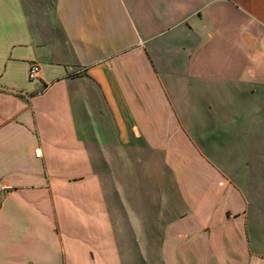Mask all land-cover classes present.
I'll return each instance as SVG.
<instances>
[{
  "label": "crops",
  "instance_id": "crops-1",
  "mask_svg": "<svg viewBox=\"0 0 264 264\" xmlns=\"http://www.w3.org/2000/svg\"><path fill=\"white\" fill-rule=\"evenodd\" d=\"M144 150L163 264H264V0H0V264H126L99 167Z\"/></svg>",
  "mask_w": 264,
  "mask_h": 264
},
{
  "label": "rangeland",
  "instance_id": "rangeland-1",
  "mask_svg": "<svg viewBox=\"0 0 264 264\" xmlns=\"http://www.w3.org/2000/svg\"><path fill=\"white\" fill-rule=\"evenodd\" d=\"M110 159L113 165L104 162L105 171L101 167L99 170L107 179L106 191L114 205L123 259L126 264L141 260L144 264H163L160 244L164 227L186 208L177 203L178 191L162 156L144 150V156L134 152L128 158L116 151ZM259 225L264 229V220Z\"/></svg>",
  "mask_w": 264,
  "mask_h": 264
},
{
  "label": "built area",
  "instance_id": "built-area-1",
  "mask_svg": "<svg viewBox=\"0 0 264 264\" xmlns=\"http://www.w3.org/2000/svg\"><path fill=\"white\" fill-rule=\"evenodd\" d=\"M40 71H41L40 64L37 62L32 63L30 68H29L30 78H32V79L38 78L40 76ZM36 154L40 155V148L36 149ZM6 187H7L6 183L2 179H0V195Z\"/></svg>",
  "mask_w": 264,
  "mask_h": 264
}]
</instances>
